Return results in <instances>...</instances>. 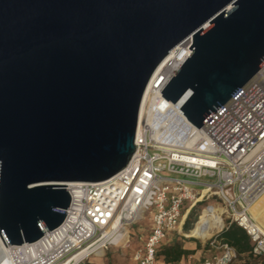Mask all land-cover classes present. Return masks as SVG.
<instances>
[{
    "label": "water",
    "instance_id": "obj_1",
    "mask_svg": "<svg viewBox=\"0 0 264 264\" xmlns=\"http://www.w3.org/2000/svg\"><path fill=\"white\" fill-rule=\"evenodd\" d=\"M165 82L198 128L264 64V0H0V235L59 227L70 182H97L135 151L145 90Z\"/></svg>",
    "mask_w": 264,
    "mask_h": 264
},
{
    "label": "built area",
    "instance_id": "obj_2",
    "mask_svg": "<svg viewBox=\"0 0 264 264\" xmlns=\"http://www.w3.org/2000/svg\"><path fill=\"white\" fill-rule=\"evenodd\" d=\"M191 44L187 37L179 46L185 53ZM160 79L146 88L150 94L143 108L141 103L135 151L127 165L109 179L67 185L71 203L63 223L37 242L8 246L37 243L31 264H63L90 249L76 263L84 264L101 249L128 245L130 226L143 220L150 221V228L140 234L133 258L138 264H158L160 244L170 232L181 231L187 211L217 199L226 214L225 227H242L252 242L251 255H264V231L250 211L264 193V64L199 128L179 110L187 92L175 103L167 100ZM150 110L155 124L149 120ZM171 114L181 122L172 123ZM190 137L202 141L201 146H188ZM215 235L206 238L215 251L196 264L234 262L236 249L217 243ZM8 256L7 264H29Z\"/></svg>",
    "mask_w": 264,
    "mask_h": 264
},
{
    "label": "bare ground",
    "instance_id": "obj_3",
    "mask_svg": "<svg viewBox=\"0 0 264 264\" xmlns=\"http://www.w3.org/2000/svg\"><path fill=\"white\" fill-rule=\"evenodd\" d=\"M190 52H191V49L187 48L185 50V53H184L180 46H178V47L174 48L172 51H170L169 54L163 59V61L157 67L155 74L153 75L148 86L151 87L155 82L158 81V79L160 77H161V79L162 78L163 79L162 80L160 79L161 82L159 83V86H162L166 82V80L179 68L180 64L183 62V60H185V58L187 57L188 54H190ZM149 94H150L149 90H146V93L144 94V98H143L142 108H143V105H144L147 97L149 96ZM150 113H151V115L149 116V120H150V122L155 124V121H154L155 118L152 116V110H150ZM171 115H172V117H171L172 123H180L181 122L180 117L177 116V114H171ZM201 142L202 141H200V140L194 139V137H190L189 139L186 140L187 145L188 146L190 145L192 147L201 146ZM71 184H73V182L67 183V185H71ZM223 211L224 210L219 206H212V207L205 210V212H208L210 214L211 219H213L214 213H218L220 215V214H222ZM250 211H251V214H252L254 220L256 221V223L264 231V193L251 206ZM217 219H219V218H217ZM211 225L214 226L215 221H213ZM209 226L210 225H206L204 227L203 235H205V237L211 235V234H209V232L207 230ZM126 232H127V230H125L122 234L126 235ZM2 242H4V240L2 239V237L0 235V264H7L8 262H10V260H6L4 258V257H9L8 256L9 253L11 254L12 258H16L17 262L18 261H22V262L27 261V262H29V264H31V262L37 258V243L25 244V245L19 246L18 248H15L12 246L3 245ZM35 242H37V241H35ZM45 242H49V240L45 241ZM89 250L90 249H84L80 253L74 255L72 259H70L68 261H64L63 264H76L82 256H84L86 253H88ZM5 253H6V255H5ZM102 254H103V250L101 249L95 255L100 256Z\"/></svg>",
    "mask_w": 264,
    "mask_h": 264
},
{
    "label": "crops",
    "instance_id": "obj_4",
    "mask_svg": "<svg viewBox=\"0 0 264 264\" xmlns=\"http://www.w3.org/2000/svg\"><path fill=\"white\" fill-rule=\"evenodd\" d=\"M190 211H187L188 214ZM150 228V221H145V225L138 229V233L132 231V240L129 243L130 245H111L107 249L103 250L102 255H92L90 256L84 264H110L112 261L114 264H138L134 258L133 254L135 250L140 246L141 241L139 239L140 234L145 235ZM137 234V235H136ZM179 234L181 231L170 232L167 237L162 241L159 248L165 245L173 244L175 240L179 238ZM195 239L185 240L183 243L184 248L193 250L192 253L185 255L182 257L180 262H184L187 264H196L201 262V260L207 256L206 254L215 251L210 244L206 241V239H202L201 237L193 236ZM217 240V239H216ZM217 243H222L220 240H217ZM112 246L118 249V253L114 254L111 251ZM158 264H171L167 263L163 257L157 258Z\"/></svg>",
    "mask_w": 264,
    "mask_h": 264
},
{
    "label": "trees",
    "instance_id": "obj_5",
    "mask_svg": "<svg viewBox=\"0 0 264 264\" xmlns=\"http://www.w3.org/2000/svg\"><path fill=\"white\" fill-rule=\"evenodd\" d=\"M203 203L204 201L199 202L198 204L201 205ZM198 215L199 214L195 215V210L193 208L184 217L179 238L175 240L173 244L165 245L159 248L157 254L158 258L163 257L167 263L178 264L183 256L193 252V250L184 248L182 242L185 240L195 239V237L190 235V230L194 227L196 221L198 220ZM215 238L223 243H228L233 246L240 257L243 255L246 256L241 263L234 262L232 264H253L252 259L254 260L258 258L251 255L252 242L250 236L236 223H231L224 227L215 235Z\"/></svg>",
    "mask_w": 264,
    "mask_h": 264
},
{
    "label": "rangeland",
    "instance_id": "obj_6",
    "mask_svg": "<svg viewBox=\"0 0 264 264\" xmlns=\"http://www.w3.org/2000/svg\"><path fill=\"white\" fill-rule=\"evenodd\" d=\"M204 203H206V204H204ZM204 203L201 204V205L198 204V205H196L194 207L195 215L199 214L198 215L199 218L196 221L194 227L190 230V235L191 236H197V237L199 236L202 239H206L208 237V236L205 237V235H203L204 227L206 225H210L208 227V229H207L209 234H214L215 235V234L219 233L225 227V224L227 223L226 214L224 213V211L220 215L218 213H214L213 214L214 215L213 219H211V216H210V214L208 212H205L206 209H208V208H210L212 206H219V207H221L223 209V205L220 203L219 200L211 199L209 201H204ZM203 208H205V209H203ZM216 217L219 218V219H217ZM213 221H215V225L214 226L211 225ZM144 225H145V221L138 220L136 223H134V224H132L130 226V229L133 232L138 233L136 231H138V229L140 227L144 226ZM128 245H130V244H128ZM128 245H124V246H128ZM111 251L114 252V254L118 253V249L116 247H114V246H112ZM94 255L95 254H93V256ZM206 255H208V253ZM245 257H246L245 255L240 257L237 254V257L235 258L234 262L241 263L245 259ZM252 262H253V264H264V256L258 257V258L254 259V260L252 259ZM110 264H114V263L111 261Z\"/></svg>",
    "mask_w": 264,
    "mask_h": 264
}]
</instances>
